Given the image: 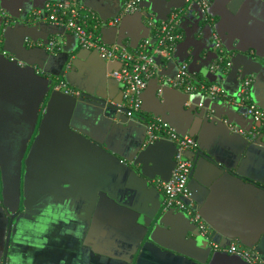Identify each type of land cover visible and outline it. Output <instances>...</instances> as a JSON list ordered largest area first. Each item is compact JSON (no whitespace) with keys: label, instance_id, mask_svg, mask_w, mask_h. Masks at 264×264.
Segmentation results:
<instances>
[{"label":"crops","instance_id":"0c3cea01","mask_svg":"<svg viewBox=\"0 0 264 264\" xmlns=\"http://www.w3.org/2000/svg\"><path fill=\"white\" fill-rule=\"evenodd\" d=\"M47 1L0 0L2 190L4 183L9 209V187L16 181L14 175H19L20 160L40 115L27 157L31 168L25 176H32L35 187L24 193L26 207L15 217L13 232L22 218L34 219V209L50 206L57 214L63 211L60 205L70 199L78 222L84 225V236L80 240L61 236V223L49 236L46 250H21L34 255L35 264H131L138 246L135 264H248L225 250L237 243L255 247L264 263V129L229 100L240 89L241 74H251L250 98L264 109V0H210L206 16L195 1L146 0L138 13L127 15L116 26H103L99 32L102 43L134 52L145 39L155 43V31L144 13L159 21L171 12L179 13L182 39L173 60L155 58L161 74L172 77L177 65L186 62L193 79L219 85L225 92L212 99L200 90L187 96L166 89L160 101L159 81L152 77L139 96L140 113L134 118L117 108L125 103L122 86L109 76L121 63L104 61L96 50L80 49L70 33L51 35L53 29L45 25L33 36L60 38V50L51 54L27 45L24 49L25 25L41 17ZM85 3L105 21L118 15L122 7V0ZM215 34L223 56H231L229 70L212 68L222 55L215 47ZM2 50L16 62L2 56ZM198 102L205 108H197ZM211 108L213 118L207 116ZM153 118L195 142L194 148L185 151L193 165L189 186L196 210L211 230L210 239L198 236L186 212L165 209L163 194L150 181L169 179L175 164L174 146L168 139L145 148L141 145L145 121ZM222 119L243 133L231 131ZM63 182L67 185L58 187ZM7 225L0 200V264ZM211 241L220 249H213ZM13 249L12 242L9 253Z\"/></svg>","mask_w":264,"mask_h":264},{"label":"built area","instance_id":"2783aa9c","mask_svg":"<svg viewBox=\"0 0 264 264\" xmlns=\"http://www.w3.org/2000/svg\"><path fill=\"white\" fill-rule=\"evenodd\" d=\"M144 0H122V7L118 15L105 21L98 18L95 13L88 8L83 0H49L45 3L43 13L44 19L57 27H63L65 32L72 34L80 48L96 50L100 57L106 62H119L121 67L109 72V76L116 79L122 86L124 104L120 105L126 109L128 117H138L140 113L141 93L146 89L148 79L158 78L159 88L157 96L162 93V87L178 90L186 95H192L200 90L212 99L225 96L224 90L219 85H206L201 81H196L188 70L186 62H180L172 77L161 74V65L155 59L160 57L166 60L172 58L176 51L177 42L182 39V34L178 30L177 24L179 13L171 12L165 20H154V17H146V22L156 35L155 43H150L149 39L143 40L134 52H130L124 46L117 44L106 45L100 41L99 32L105 25L116 26L125 15L132 14L140 10V4ZM198 5L203 16H206L210 0H186ZM215 47L219 52H223L220 39L215 34L213 36ZM27 45L32 43L25 39ZM38 45L40 43H37ZM61 48V39L52 37L45 44L48 53H56ZM13 59V58H10ZM230 65L227 55L223 54L215 61L212 68H222L223 71ZM194 80V81H193ZM253 82V75L245 76L240 85V89L235 97L230 98V103L243 110V114L249 116L260 129H264V109L256 105L250 98V86ZM191 106L190 102L185 103ZM202 102H198L197 108H205ZM213 109H209V117H212ZM229 129L236 133H243L241 129L228 124L222 119ZM166 138L176 146L174 156V168L168 180H152V184L163 194V205L165 209H174L186 212L190 221L199 230L201 236L209 238L211 230L201 215L194 209L191 192L188 189L187 181L191 161L184 155L187 149L194 148V140L186 135H179L173 127L159 118L145 121L144 144L153 143L155 140ZM210 239V238H209ZM213 249H220L219 245L211 241ZM230 253L239 256L248 264H264L260 254L255 247H244L237 243H231L225 248Z\"/></svg>","mask_w":264,"mask_h":264},{"label":"water","instance_id":"95a60500","mask_svg":"<svg viewBox=\"0 0 264 264\" xmlns=\"http://www.w3.org/2000/svg\"><path fill=\"white\" fill-rule=\"evenodd\" d=\"M146 0L142 1V3L140 4V8L143 7V4ZM84 4L86 5L85 3V0H83ZM87 6V5H86ZM140 10L134 12V13H138ZM133 14V13H132ZM145 14V17H149V16H152L151 14H148V13H144ZM130 15V14H129ZM41 17H33V20L31 19L30 21L27 22V24L25 25V27L27 28V32L25 34V37L26 39H28L32 45H27V44H24V49H26V45H27V48L28 49H42L44 51H46L45 49V44H47L49 38H44V37H40V38H36L33 36V32L39 28H41V26L45 25V26H48V27H51L53 30L51 31V35H59V37L61 35H64L66 34L67 32H65V29L63 27H57V26H54L50 23H48L45 19H44V13L42 12V14H40ZM203 16V15H202ZM201 16V17H202ZM127 17V15L123 16L122 17V20ZM205 18V17H203ZM154 20L157 21V19H155L154 17ZM102 29V28H101ZM100 29V31H101ZM23 41H24V37L22 38ZM37 43H40L39 45ZM80 49H83V48H80ZM84 50H89V49H84ZM7 51L5 50H2L1 51V54L2 56L6 57L9 61L11 62H16L15 61V58L12 56L10 57L11 55L7 54L6 53ZM48 53V52H47ZM10 58H13V59H10ZM174 58V54L172 56L171 59L169 60H173ZM227 59L229 60V63L230 65L228 66V69H230L231 67V56H228L227 55ZM163 73V72H162ZM164 74V73H163ZM251 75V74H249ZM249 75H245V74H241V78L243 79L245 76H249ZM253 80H254V77H253ZM147 88V87H146ZM159 86L157 85V90H158ZM166 89H172V88H168V87H162V93L161 95L158 97V99L161 101L162 100V95L164 93V91ZM146 90V89H145ZM144 90V91H145ZM172 90H175V89H172ZM143 91V92H144ZM175 91H178V90H175ZM180 92V91H179ZM83 97H86L88 99H91V100H95L97 102H100L102 104H105V101L102 100V99H98L97 97L93 96V95H90L88 93H83L81 92L80 93ZM186 95V94H185ZM188 96V95H187ZM256 104V103H255ZM110 106L112 107H116L115 105L113 104H110ZM190 107V106H189ZM119 110L123 111V112H126V109L123 107V108H120V107H117ZM212 109V108H211ZM214 110V109H213ZM214 114H215V110H214ZM214 114L212 115V117H208L209 118H213L214 117ZM127 116V115H126ZM39 121H40V115L37 117V120H36V123H35V126H34V129H33V132L31 134V136L29 137V141L26 145V148L23 152V158L20 160V165H19V168L17 170L18 172V176L14 175V170L13 169H10V173L11 175H14L15 176V179L16 181L14 180L10 185L9 189H10V196H11V203L10 204V210L8 209L7 207V201L5 199V194L4 193V183H3V190H2V178L0 177V186H1V191H0V200H1V203L3 205V208H4V212L8 218V225H7V230H6V233H5V239H4V242H3V250H2V253H1V258H2V262L1 264H7V257H8V253H9V249H10V246L12 244V240H13V235H14V232H13V224H14V220H15V217L21 212L23 211V209H25L26 207V197L24 195L25 192L27 191H33L34 189V180L32 179V176L29 175L28 178L25 177L26 176V170H30L31 168V165H27L28 164V155L30 154V147L32 145V142H33V139H34V136L36 134V131L38 129V125H39ZM227 121V120H226ZM221 122H223L221 120ZM228 123V121H227ZM229 124V123H228ZM165 139H158V140H155L153 143H148V144H144V140L142 141V146L145 148L147 146H151L155 143H158L159 141H163ZM168 142L172 143L171 141L168 140ZM172 145L174 146V152H176V146L172 143ZM199 154H201L202 156H205L202 152L199 151ZM184 155H185V152H184ZM207 157V156H206ZM175 163V161H174ZM1 171V170H0ZM192 172H193V165L190 169V173L188 175V181H187V186H188V189L189 191L191 192V197H192V200L194 202V209L196 210L197 209V205H196V201H195V194H194V191L190 188L189 186V180H190V177L192 175ZM10 175V176H11ZM1 176V175H0ZM156 178H153V179H150V181L152 182V180H154ZM157 179H161V178H157ZM161 180H164V179H161ZM168 180V179H166ZM164 180V181H166ZM14 184V186H13ZM66 182H63V183H60L58 185V187H61V186H66ZM57 187V188H58ZM15 200V201H13ZM38 199H35L34 202H36ZM33 202V203H34ZM169 210H173V209H169ZM202 217V216H201ZM203 218V217H202ZM155 222H159V219H155ZM154 222H152L146 232L147 235H145L144 239L147 238L149 232H150V229L152 227ZM207 223V222H206ZM197 233H198V236H201L200 233H199V230L197 229ZM212 240H214V238L212 237ZM249 247H252V246H249ZM141 246H138L136 252L134 253L133 257H132V260H131V264H135L136 262V259H137V256H138V253H139V250H140Z\"/></svg>","mask_w":264,"mask_h":264},{"label":"clouds","instance_id":"9594fccd","mask_svg":"<svg viewBox=\"0 0 264 264\" xmlns=\"http://www.w3.org/2000/svg\"><path fill=\"white\" fill-rule=\"evenodd\" d=\"M70 199L65 200L60 207L63 211L52 213L49 206L44 209H34V219L27 217L21 219L13 235L14 249L7 257V264H35V256L24 253L21 248H29L35 251H44L49 246V236L61 223L60 235L80 240L84 236V225L79 223V216L75 208L71 206ZM76 224L73 228L71 225Z\"/></svg>","mask_w":264,"mask_h":264},{"label":"rangeland","instance_id":"374dc122","mask_svg":"<svg viewBox=\"0 0 264 264\" xmlns=\"http://www.w3.org/2000/svg\"><path fill=\"white\" fill-rule=\"evenodd\" d=\"M147 20V19H146Z\"/></svg>","mask_w":264,"mask_h":264}]
</instances>
